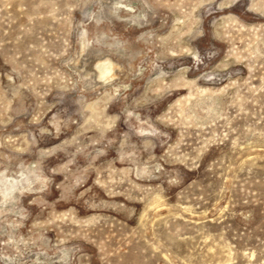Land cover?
I'll return each mask as SVG.
<instances>
[{
	"label": "rangeland",
	"instance_id": "374dc122",
	"mask_svg": "<svg viewBox=\"0 0 264 264\" xmlns=\"http://www.w3.org/2000/svg\"><path fill=\"white\" fill-rule=\"evenodd\" d=\"M0 264H264V0H0Z\"/></svg>",
	"mask_w": 264,
	"mask_h": 264
}]
</instances>
